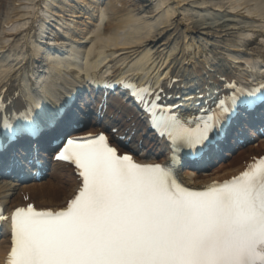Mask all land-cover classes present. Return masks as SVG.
Returning <instances> with one entry per match:
<instances>
[{
  "label": "snow or ice",
  "instance_id": "snow-or-ice-1",
  "mask_svg": "<svg viewBox=\"0 0 264 264\" xmlns=\"http://www.w3.org/2000/svg\"><path fill=\"white\" fill-rule=\"evenodd\" d=\"M119 87L169 143V163H137L104 132L65 137L55 159L74 166L78 190L62 209L29 203L11 213L5 264H264V158L202 190L184 186L178 174L182 150L204 151L228 117L264 96L233 85L194 120L160 103L162 89L127 81ZM60 118L37 119L30 106L0 100V134L13 142L38 138ZM8 219L0 211V222Z\"/></svg>",
  "mask_w": 264,
  "mask_h": 264
},
{
  "label": "bare ground",
  "instance_id": "bare-ground-1",
  "mask_svg": "<svg viewBox=\"0 0 264 264\" xmlns=\"http://www.w3.org/2000/svg\"><path fill=\"white\" fill-rule=\"evenodd\" d=\"M30 1L5 0L6 3L4 1L0 3V96L5 92L6 96L15 95L21 82L32 81L36 76L35 70L39 68L35 57L39 59L40 54L41 58L48 55L45 47L37 42L38 29L33 27V22H28L29 9L26 4ZM41 1V4H44L43 8L46 9V0ZM82 1L78 0L79 3ZM154 1L150 10H146L130 9L128 5L131 3L130 0H109L105 10L107 13L105 23L78 29L79 33L70 34L74 39L71 43L80 40L85 42V45L91 42L94 46L102 45L91 54L85 53L87 58L103 57L99 65L97 61L92 64L101 73H110L123 67L133 69L140 66L144 77L162 83L165 87L177 86L175 78L179 74H197L198 71L207 70V66L219 65V61L224 63L234 58L242 59L244 63V56L252 61L257 57L264 58V26L259 15L264 9V0H257L256 7L251 0L243 5L238 4L236 0H211V3H201L199 0ZM212 5L217 9L215 10ZM89 8L93 15L95 13L103 19L104 11L101 10L100 4ZM220 9L223 11H219ZM218 17L245 21L247 25L244 28L240 24H222L224 21ZM37 22L38 20L35 21ZM124 24L126 37L131 35V30L138 29L137 35L132 36L125 45L104 42L105 36H98L97 30L107 32L116 28L123 29ZM248 32L255 37L253 41L247 40ZM94 36L97 37L95 40ZM71 43L63 45L70 46ZM244 50L247 53L243 52ZM228 65L229 72H235L241 66L230 63ZM66 68L54 70V83H38L41 87L40 93L45 99L52 100L55 97V93L49 94L47 91L59 87L62 77L58 76L61 72L64 73ZM131 115L135 118L132 123L137 124L138 113H129V116ZM115 128L120 129L122 133L128 128L130 132L134 130L132 124H126L124 128L119 126ZM141 139L143 138L140 137L138 141ZM232 141H228L225 146L232 145ZM148 146L152 151L144 152L141 158L159 163L157 156L166 144L157 141ZM262 147L264 140L241 150L232 156L230 161L219 164V167L211 172L202 173L201 178L194 171H186L182 179L190 186L202 187L212 181L228 178L240 171L245 161ZM131 148L138 151V145H131ZM161 156L164 157L161 161L168 160L170 153ZM77 187L78 180L72 171L64 170L59 174L53 173L40 184L27 185L19 191L12 192L14 194L11 203L22 204L21 192L30 190L38 205L62 207L66 203L63 200L72 197ZM9 191L11 190L8 185L0 184V199L4 198L5 202H9L10 194L7 193ZM8 249V241L5 240L0 244V264L4 263Z\"/></svg>",
  "mask_w": 264,
  "mask_h": 264
}]
</instances>
